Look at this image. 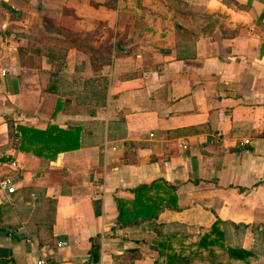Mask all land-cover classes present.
<instances>
[{"label":"crops","instance_id":"1","mask_svg":"<svg viewBox=\"0 0 264 264\" xmlns=\"http://www.w3.org/2000/svg\"><path fill=\"white\" fill-rule=\"evenodd\" d=\"M1 68L0 179L15 189L0 186V264H156L154 222L188 234L216 217L264 264V0H0ZM8 116L79 124L81 146L19 150ZM155 178L178 184L179 209L117 227L114 197Z\"/></svg>","mask_w":264,"mask_h":264},{"label":"trees","instance_id":"2","mask_svg":"<svg viewBox=\"0 0 264 264\" xmlns=\"http://www.w3.org/2000/svg\"><path fill=\"white\" fill-rule=\"evenodd\" d=\"M103 80L101 102L104 100L106 89V81ZM58 108L57 103L55 111ZM7 120L9 134L17 138V149L19 150L31 151L46 158H54L60 151L72 150L81 146V126L79 124H76L74 128H69L48 122L45 127L40 128L20 122L14 123L10 116L7 117ZM177 188L178 184L171 183L164 178H155L150 182H142L131 187L132 197L115 196L116 226L122 228L143 221H155L165 208L179 209ZM95 211L98 213L99 209ZM225 224V221L216 217L198 234H185L176 230L163 232L161 223L154 222L149 229L147 239L143 241L151 249L157 251L156 264H190L197 258L217 263L222 256H225V264L250 263V259L255 256L254 251L231 243ZM232 225L233 227L238 226L237 224ZM185 235H188L190 240L183 244ZM176 237L181 238L175 240ZM90 241L89 258L97 263L100 256L99 237H90ZM123 256L128 261H132L142 255L139 248L134 246L128 248ZM160 257H163L162 261L159 260Z\"/></svg>","mask_w":264,"mask_h":264},{"label":"built area","instance_id":"3","mask_svg":"<svg viewBox=\"0 0 264 264\" xmlns=\"http://www.w3.org/2000/svg\"><path fill=\"white\" fill-rule=\"evenodd\" d=\"M0 72L2 74L5 73V69L1 68ZM247 142V139L241 140L240 143ZM0 186L8 191H13L15 189L14 185L10 183V180L7 178H1L0 179ZM61 243V242H60ZM38 264H63L60 260H49L45 257H39L37 260Z\"/></svg>","mask_w":264,"mask_h":264},{"label":"rangeland","instance_id":"4","mask_svg":"<svg viewBox=\"0 0 264 264\" xmlns=\"http://www.w3.org/2000/svg\"><path fill=\"white\" fill-rule=\"evenodd\" d=\"M169 230V229H168ZM176 231H178V232H180V233H186V231L184 230V229H177ZM201 231V230H200ZM200 231H198V232H195V233H188V234H198ZM189 240H190V238L188 237V236H184V238H183V244H185L186 242H189ZM236 241L234 240V242H233V240H232V243H235ZM203 261H207L208 263H210V264H225V256H222L218 261H217V263H213V262H210V261H208V260H203Z\"/></svg>","mask_w":264,"mask_h":264},{"label":"water","instance_id":"5","mask_svg":"<svg viewBox=\"0 0 264 264\" xmlns=\"http://www.w3.org/2000/svg\"><path fill=\"white\" fill-rule=\"evenodd\" d=\"M69 127H71V125H69Z\"/></svg>","mask_w":264,"mask_h":264}]
</instances>
